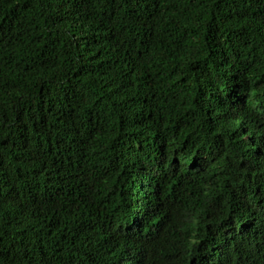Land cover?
Returning <instances> with one entry per match:
<instances>
[{
    "label": "trees",
    "instance_id": "obj_1",
    "mask_svg": "<svg viewBox=\"0 0 264 264\" xmlns=\"http://www.w3.org/2000/svg\"><path fill=\"white\" fill-rule=\"evenodd\" d=\"M0 264H264V0H0Z\"/></svg>",
    "mask_w": 264,
    "mask_h": 264
}]
</instances>
